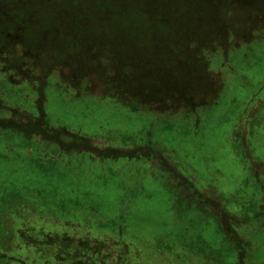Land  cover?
<instances>
[{
	"label": "rangeland",
	"instance_id": "obj_1",
	"mask_svg": "<svg viewBox=\"0 0 264 264\" xmlns=\"http://www.w3.org/2000/svg\"><path fill=\"white\" fill-rule=\"evenodd\" d=\"M250 11V4L236 7L234 0H0V42L6 36L24 38L32 35L34 28L39 30L32 37L36 56L28 57L27 81L13 83L22 78L20 72L22 76L0 73V97L5 105L0 118L19 117L21 112L36 115L42 79H34V72L47 74L56 64L43 88L42 107L62 137L104 142L108 138L110 147L130 148L124 146L129 135H149L195 188L215 195L236 217H253L264 194V38L249 43L240 40L239 47L226 54L222 50L205 52L220 90L192 113L151 111L141 106L140 98L125 93L139 95L145 89L171 94L160 85H184L191 74L197 76L189 63L174 60L176 51L199 59L202 52L195 47L188 52L189 44L211 32L225 43L234 37L237 24L246 23ZM44 14L51 19L45 21ZM257 14L261 18L256 28L264 36V7ZM21 19L26 22L24 31L17 30ZM222 30L225 34L220 35ZM95 33L110 34L113 45L121 46L119 54H110L109 44L103 42V47L101 38L93 39ZM151 35L153 41H148ZM134 38L146 46L137 48ZM159 41L165 44L160 50ZM90 44L99 54L96 62L89 61ZM89 67L93 80H89ZM121 80L124 82L119 84ZM91 82L103 90L108 85L114 89L101 94ZM125 102L137 109L128 111ZM7 107L18 112L7 111ZM34 141L39 145H31ZM91 155L45 150L36 137L24 140L11 128H0V192L29 195L23 196L35 202L40 212H45L47 205L36 192L68 202L77 200L83 205L70 208L65 217L79 222L88 217L89 226H94L89 233L97 238L105 233L95 229L99 220H119L123 231L114 240L126 243L118 252L127 255V264H168L164 261L167 253L159 252L157 240L179 247L185 237L204 253L186 254L184 264L220 263L231 244L224 241L219 220L206 208L180 211L186 205H175V186L165 172L145 156ZM36 158L45 166L37 165ZM54 212L61 215L59 207ZM36 217L33 215L28 225L33 220L41 223L40 216ZM184 223L190 225L187 236L181 233ZM13 225L18 226L16 218ZM37 226L31 233L37 238L41 234L43 240L46 232L61 234L64 229L47 225L46 231L40 232ZM245 229L246 264H264V217L250 219ZM40 248L41 258L47 257L43 256L47 247L42 244ZM34 257L40 258L37 253ZM231 259V255L226 257Z\"/></svg>",
	"mask_w": 264,
	"mask_h": 264
},
{
	"label": "trees",
	"instance_id": "obj_2",
	"mask_svg": "<svg viewBox=\"0 0 264 264\" xmlns=\"http://www.w3.org/2000/svg\"><path fill=\"white\" fill-rule=\"evenodd\" d=\"M234 2L236 7H241V4H244V2L251 5V11L246 19V23L237 24L236 32H234L235 34L233 35L234 37H230L227 41L225 39V43L221 44L211 32L210 35L197 41V43L192 42L189 46H187V51L192 52V47L197 48V50L202 52L199 59L193 58L187 53L184 55L179 54L176 51L174 60L176 62L179 61L185 62L186 64L189 63V65L194 68L193 71L197 76H193L194 73L191 74L189 80L185 82L184 85L183 83H175V85L168 84L165 86L160 85V89L167 87V89L172 91L171 94H165L159 90L147 91L145 89L143 92H140L139 95L136 93L130 95L128 91H125V93L129 96L140 98L138 102L142 103V107L159 113L176 112L179 110H182L185 113H192L198 107L205 105L207 100L215 98L220 90L218 89L219 84H215V80L212 78L213 72L210 68L208 57L205 56V52L207 53L222 50V52L226 54L231 48L234 50L239 47L241 41L248 42L255 38H264V36L259 32L260 29L256 28V22L261 18V16L257 14V11L259 8L264 7V0H234ZM8 18L13 21L12 17ZM44 19L45 21H48L51 17L44 14ZM25 25L26 22L24 20H19L17 30H26L24 29L26 28ZM38 32L39 30L37 28L33 29V34L29 35L31 37V40L29 39L30 41L28 40L29 36L24 38H21L20 36L18 39L14 37L11 38L10 36H4L5 38L3 37V42H0V73L2 72L5 77L8 74L13 76L16 74L19 76L23 75L21 79L15 80L13 83H19L22 80L27 81L25 71L28 65V57L36 56V50L33 49L34 47L36 49V44L32 41V37H36ZM219 34L223 35L225 32L222 30ZM245 35H248L249 38H246ZM92 36L93 39L101 38V44L103 47L105 42L106 44H109L110 54H119L121 46L120 48H116L113 45L110 34L104 33L102 35L95 33ZM106 37L108 42L106 41ZM151 37L152 35L148 41H153ZM6 40L8 41L5 42ZM132 41H134L133 44H135L137 48L139 47V44L146 46L145 42L140 41V39L138 40L134 38ZM131 45L132 43L130 46ZM157 45H159L160 50L161 47L164 48L165 44L159 41ZM92 46L93 45L90 44L91 48ZM37 54L39 55V52ZM98 55L99 54L95 49V46H93V51L91 50L89 53V61L92 60L96 62ZM54 65L53 67H55ZM53 67L47 74H43V72L40 74L39 70L34 72V79H42V88L38 90V96L36 98V105L38 104L37 114L32 115L27 112H21L19 117L12 114L10 118H0V128H11L14 133L18 132L19 136L24 140L31 141L33 137H36L44 144L45 150L48 149L53 152H85L90 155L92 154L91 156L93 157H104L110 154L147 157L153 166H156L165 172L173 180L175 186L173 195L175 205H186V207L181 208L180 211H187V209L193 211V209L196 208L203 210L206 208L207 211L213 213L219 220L218 226L220 231L224 234V241L231 244V248L223 252L224 257L221 258L219 264H246L248 241H246L247 238L245 237L244 232L248 229L243 230V226L248 225L250 219L258 220L264 217V194L259 199L256 209H254L253 217L239 218L232 214V212L228 211L220 203V201L216 199L215 195L212 193H204L203 190L195 188L193 183L181 173L176 163H173L163 155L161 148L156 145V142L151 140L149 135H145V137L142 138H139L138 135H129V137L125 139L126 144L124 146L128 145L130 148L110 147V144L107 143L109 141L108 138L105 139L106 141L104 142L95 138H82L83 140H79L72 136L70 138L62 137L58 133L59 131L55 130L50 125L42 107L44 101L43 88L47 85L46 80L48 79V75L51 73V70H53ZM92 71L91 67H89V80H93L92 77H94V75ZM19 72L22 75L19 74ZM3 79L6 80L4 77ZM2 81L3 80L0 79V84ZM108 82L110 85H114L113 80L108 79ZM122 82L124 81L121 80L119 84ZM92 86L101 94L112 93L111 90L114 89L112 86L108 85V88L103 90V86H97L95 83H92ZM170 87L172 89H170ZM0 94H2L1 90ZM1 97L0 110L5 107ZM124 104V108L128 111L137 109L136 105H132L127 102ZM16 109L17 108L10 109L7 107L5 110L18 112ZM99 143L107 144L104 147H101ZM31 145L38 146L39 144L34 141ZM39 147L35 148L38 150ZM57 156L58 153H56L55 157L57 158ZM39 159L40 158L35 159L36 163L38 162L37 165L45 166V164H41L39 162ZM51 161L55 164L54 160ZM54 164L52 163L51 166H54ZM42 170L45 173H50L49 169L47 170L44 168ZM23 195L29 197V195ZM23 195L14 191L7 193L6 191L1 190L0 192V264H8L9 262H16L17 264H42L44 261L45 264H127V259H129L126 257L127 255H120L118 252V249L122 248L126 243L115 241L118 239L114 240V237L120 238L122 235L121 233L123 229L120 226L121 223L119 220L117 222L116 220H111V218L104 221L99 220L97 225H95V229H97L99 234L101 232H105L106 234H100L101 237L97 238L89 233V230L94 226H89L88 217H84L82 222L73 221L65 217V213L67 211L70 212V208L79 209L83 205L81 202L77 200L74 202L63 201L58 196L54 197L50 194L44 196L43 193L41 194V197L39 193L36 192V195L44 200V203L47 205L46 211L40 212L36 209L35 202H32L29 198H26ZM56 207H59L60 209V216L54 212ZM91 209L96 210L94 207H91ZM249 209L250 206L247 211ZM79 212L80 211H78V213ZM33 215L34 217L37 216L35 219H39L38 217L40 216L39 221L41 223L37 220H33V223L28 225L29 219L32 218ZM14 218L18 220V226L16 228L13 225ZM35 225H38L37 227L40 232L46 231L47 225L52 228L61 227L64 229L61 234H48L46 232L43 240L40 233L39 238L31 233L34 231L33 226ZM117 225L119 227L118 229L116 228ZM188 226L190 225L186 223L182 226L183 232L181 233L184 236H187L186 233L188 232ZM108 228L111 231L110 234L106 230ZM185 238L180 245L181 247H176L170 243L168 244L163 242L162 239L157 240L159 252L161 253L162 251L163 253H167V257L164 259L165 262L168 264H184L187 262V258L185 256L186 254L190 256L192 254L195 255V253L200 255L204 253L201 248H198L195 244L190 242L192 239H189L188 242ZM42 244L47 247L46 254L43 255H47V257L43 258H41L40 253V246ZM129 250L130 249L127 251L129 252ZM35 253H37L40 258L34 257ZM228 255H231V261L226 260ZM208 256L210 259L215 258L214 254L210 252L208 253Z\"/></svg>",
	"mask_w": 264,
	"mask_h": 264
}]
</instances>
